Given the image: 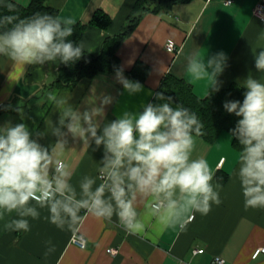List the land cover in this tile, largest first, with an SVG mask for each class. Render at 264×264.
<instances>
[{"label": "clouds", "instance_id": "obj_1", "mask_svg": "<svg viewBox=\"0 0 264 264\" xmlns=\"http://www.w3.org/2000/svg\"><path fill=\"white\" fill-rule=\"evenodd\" d=\"M9 12L13 3L4 2ZM76 20L36 12L25 18L0 17V57L13 64L43 66L46 63L69 65L85 53L83 42H74ZM264 41V32L258 37ZM253 49L255 68L264 74V43ZM171 48L169 49V51ZM188 82L207 80L208 94L218 91L217 77L226 66L227 56L219 52L211 58L198 51L186 57ZM115 68L116 80L129 95L139 93L143 85ZM243 101H226L228 113L239 119L230 130L239 145L232 176L240 184L244 208L264 210V77L249 75L243 82ZM161 104L147 103L142 110H125L103 123L105 107L111 95L99 97L78 110L70 97L50 93L48 100L59 111L58 120L47 123L46 132L56 137L44 146L38 142L46 133H33L25 123L0 125V221L5 231L30 230L46 210V219L60 230L72 233L81 249L88 240L81 231L84 221H112L126 233L143 238L149 226L156 231L169 228L186 230L188 217L207 215L213 204L219 205L222 185L206 158L197 154L198 138L204 125L195 112L178 104L173 97L158 92ZM66 128L67 132L62 131ZM69 137L93 151L103 146L97 176L84 175L80 192L71 183L73 171L60 158L69 145ZM97 180L100 182L97 183ZM47 257L55 251L48 241Z\"/></svg>", "mask_w": 264, "mask_h": 264}, {"label": "crops", "instance_id": "obj_2", "mask_svg": "<svg viewBox=\"0 0 264 264\" xmlns=\"http://www.w3.org/2000/svg\"><path fill=\"white\" fill-rule=\"evenodd\" d=\"M29 6L32 0H13ZM137 0H49L59 10L61 17H73L76 24L88 25L98 10L111 18L107 31L88 26L82 37L85 50L98 55L107 35L117 34L126 24ZM260 0H192L176 3L159 13H147L138 27L123 42L117 52L124 76L138 60L151 68L149 77L139 93L129 95L114 73H100L92 79H82L71 90L53 89L62 63L21 67L6 57H0V125L25 123L36 138L46 133L38 142L48 146L56 137L46 132L47 123L57 121L59 111L48 100L50 93L70 97L69 103L83 111L90 104H99V97L111 95L113 102L105 107L103 123L115 119L123 111H139L147 103L161 104L155 95L167 74L188 82L185 72L186 57L198 51L207 57L223 52L226 66L217 77L218 88L223 89L242 82L251 75L264 77L255 68L253 49L264 43L258 37L264 32V21L254 16ZM173 42L177 52L167 50ZM46 70L45 80L30 83L27 79L38 69ZM189 83V82H188ZM194 92L200 98L208 96L207 80H194ZM243 87V86H242ZM216 91H211L214 93ZM178 104L172 101V106ZM62 131L67 132L64 128ZM92 146L69 137V145L60 157L73 171L71 183L79 194V182L84 175L97 176V166L103 156V146L96 151ZM197 154L209 162L222 185L219 205L213 204L207 215L195 213L188 217L186 230L169 228L156 231L149 226L144 237L133 236L112 221L87 218L81 226L88 244L81 249L71 242L72 233L60 230L47 219L42 210L39 219L29 218L30 230L5 231L0 221V264H211L219 255L225 264H264V253L254 257L264 247V210L244 208L240 184L232 176L239 151L233 146L231 133L223 132L211 143L198 138ZM100 181L97 180V183ZM194 217L192 220L191 217ZM48 241L55 251L45 256ZM118 249L117 255L107 252ZM202 249L196 254L194 250Z\"/></svg>", "mask_w": 264, "mask_h": 264}, {"label": "trees", "instance_id": "obj_3", "mask_svg": "<svg viewBox=\"0 0 264 264\" xmlns=\"http://www.w3.org/2000/svg\"><path fill=\"white\" fill-rule=\"evenodd\" d=\"M192 0H137L131 13L127 18L125 26L114 35H107L102 43L101 51L98 55H92L85 50L84 56L75 63L62 64L58 70V77L52 84L53 89L71 90L85 78L92 79L100 73H114L116 67L120 66L117 55L123 42L134 32L147 13H159L161 10L171 7L176 3H187ZM4 2L13 3L14 12H9ZM36 12L48 13L59 16V10L50 5L49 0H32L29 6H22L13 0H0V17L4 15H18L25 18ZM111 18L102 10L96 11L88 25L75 24L74 34L71 39L74 42H81L88 26H94L107 31L111 25ZM151 68L148 64L138 60L134 67L126 74L141 83L149 77ZM246 91L242 86L233 83L230 86L220 89L200 98L194 92L191 84L185 79L178 78L172 74H167L163 79L157 92L165 96L173 97L177 104L195 112L204 125L202 138L208 142H215L223 132H229L236 125L238 117L234 113H228L223 104L226 101H243V93ZM233 146L239 151V145L233 137Z\"/></svg>", "mask_w": 264, "mask_h": 264}, {"label": "built area", "instance_id": "obj_4", "mask_svg": "<svg viewBox=\"0 0 264 264\" xmlns=\"http://www.w3.org/2000/svg\"><path fill=\"white\" fill-rule=\"evenodd\" d=\"M226 4L227 5H231L232 4V0H226ZM253 13H254V16H256V17L260 18L262 21H264V0H260L258 2V4L256 5ZM170 48H171L170 52H173V53H176L177 52V46L175 45V43L168 42L167 43V50L169 51ZM193 218L194 217L192 216L190 220H192ZM71 242L74 245H76L77 247H79L78 244L74 243L72 239H71ZM86 248H84V249H86ZM107 252L109 254H111V255H117L119 251L116 248H108L107 249ZM194 252L196 254H198V253H203L204 250H202V249H196V250H194ZM262 252L264 253V247L258 249L255 252L254 257L255 258L258 257L259 254L262 253ZM211 264H225V260H224V258L222 256L217 255V256L214 257V259H213V261H212Z\"/></svg>", "mask_w": 264, "mask_h": 264}, {"label": "water", "instance_id": "obj_5", "mask_svg": "<svg viewBox=\"0 0 264 264\" xmlns=\"http://www.w3.org/2000/svg\"><path fill=\"white\" fill-rule=\"evenodd\" d=\"M46 70L44 68H38L34 70L30 77L27 79V82L30 83H41L45 80Z\"/></svg>", "mask_w": 264, "mask_h": 264}]
</instances>
